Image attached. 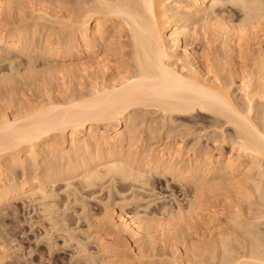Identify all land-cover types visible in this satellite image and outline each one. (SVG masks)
<instances>
[{"label": "bare ground", "instance_id": "bare-ground-1", "mask_svg": "<svg viewBox=\"0 0 264 264\" xmlns=\"http://www.w3.org/2000/svg\"><path fill=\"white\" fill-rule=\"evenodd\" d=\"M19 204L56 260L264 264V0H0V215Z\"/></svg>", "mask_w": 264, "mask_h": 264}, {"label": "rangeland", "instance_id": "rangeland-1", "mask_svg": "<svg viewBox=\"0 0 264 264\" xmlns=\"http://www.w3.org/2000/svg\"><path fill=\"white\" fill-rule=\"evenodd\" d=\"M201 41V40H200ZM203 116H205V115H203ZM203 118H205V117H203ZM203 120H205V119H203ZM201 125V124H200ZM198 128L197 130L198 131H200L199 129L200 128H202V129H204V127H199V124H198V126L196 125H193L192 126V130L194 129V128ZM196 129L194 130V131H192V133H194V134H192L191 135V133L190 134H188V138L186 139V140H188V141H190V140H192V139H194L196 136H198V134H196V132L197 133H199V134H201V133H203V134H205V129H204V131H200V132H198ZM203 134H201L202 136H203ZM190 135V136H189ZM192 137H194V138H192ZM204 137H205V135H204ZM204 137H202L201 139H204L203 141H205V138ZM200 139V140H201ZM202 141V140H201ZM202 141V142H203ZM162 142V141H161ZM159 143V142H158ZM159 144H161V143H159ZM228 146V147H227ZM225 150H230L229 149V145H225ZM170 180H173V179H170ZM171 184L173 185V187H175V190H178V193L180 194L181 192H180V189L181 188H179V184L178 185H175V184H177V182H175L174 180L171 182ZM179 189H178V188ZM130 191V190H129ZM105 192H106V190H105ZM104 192V193H105ZM127 192V191H126ZM131 192V191H130ZM125 194H128V192L127 193H125ZM104 195V194H103ZM131 195V196H130ZM129 198H128V200H126V206H127V208L126 209H131V207L130 206H132V204H135L134 202L132 203V199H130L131 197H132V194L131 193H129ZM115 197H117V195L115 196ZM114 197V198H115ZM118 197H119V195H118ZM117 197V198H118ZM182 197H184L183 195L180 197L181 199H182ZM117 198H115V199H113L111 202H113L114 200H115V202H118V201H120L121 202V198H118V200H116ZM129 200H131V202L129 201ZM77 201V200H76ZM105 201V200H104ZM103 201V202H104ZM127 201H129L128 203H132L131 205L130 204H128L127 205ZM75 202V201H74ZM92 202V201H91ZM92 203H94V202H92ZM78 203L76 202V204H73V203H71L70 205V207L71 208H73V207H75V209H77L78 207V209H80L81 207V202H80V204H78ZM74 205H76V206H74ZM130 205V206H129ZM22 204H19V206H18V212H16L17 214L15 215L14 214V217L12 216V215H10V216H6V217H3L4 216V214H2V215H0V239L2 238L3 239V241H1L0 242V244H4V245H6V246H4L3 247V249H1L0 250V253H1V251L5 254V256L6 257H8V256H11V257H9V258H7L6 259V264L8 263H10V262H12V261H14V263L12 262V264H16L15 262H17V263H19L18 261H17V259L19 260H21L20 262H21V264L22 263H24V262H26L27 264H51L52 262V264H74L75 263V261L77 260V257L76 256H73V257H75L76 258V260L74 259V260H72L70 257H72V255L71 254H69L70 252L69 251H66V250H63V251H65V252H67V254L66 253H64L63 251V253L62 252H60V251H58L59 252V258H60V260H59V258H57V260H58V262H56L57 260H56V258L54 259L51 255H52V252L50 253V252H48L49 250H48V246H46V245H48V244H46V242L44 241L43 242V239L41 240L40 239V237H36V235L37 234H35V232H34V230L33 229H37L38 230V228H37V224H35V225H33V227H31L30 225H31V223L32 222H34L35 221V219H37L36 218V216H37V212H36V210H35V212H34V210H33V208L31 207H28V206H23ZM92 206V205H91ZM95 206V205H94ZM125 206V207H126ZM30 208L29 209V211H28V208ZM96 207H98V206H95V208ZM128 207H130V208H128ZM132 207H134V206H132ZM72 210V209H71ZM73 210H74V208H73ZM9 211V210H8ZM24 211V212H23ZM31 211V212H30ZM70 211V210H69ZM29 212H30V214H29ZM34 212V213H33ZM71 212V211H70ZM6 214V213H5ZM29 214V215H28ZM36 215V216H35ZM78 215V213L76 214V216ZM17 216V217H16ZM31 216H32V218H31ZM8 217V218H7ZM16 217V218H15ZM74 217H75V214H74ZM26 218V219H25ZM29 220V221H28ZM73 220H75L74 222H73ZM72 221H70L71 223L73 222V223H76V224H73L74 226H72V227H74L75 228V232H79V233H81V231H77L76 229H77V227H79L80 226V228L82 229V231H83V229L86 227L87 228V223L85 222V221H82L83 223H86V225H84L81 221L80 222H78V221H76V217H75V219H73ZM2 221V222H1ZM32 221V222H31ZM79 224V226H78V224ZM3 226H2V225ZM10 225V226H9ZM77 225V226H76ZM84 225V226H83ZM36 226V227H35ZM4 227V228H3ZM16 227V228H15ZM31 227V228H30ZM84 227V228H83ZM1 228H2V230H1ZM6 228V229H5ZM18 228V229H17ZM73 228V229H74ZM85 228V229H86ZM79 229V228H78ZM92 229H94V228H92ZM91 229V230H92ZM5 230V231H4ZM87 230V229H86ZM90 230V231H91ZM93 231V230H92ZM1 232H2V234H1ZM28 234H27V233ZM88 232H89V230H88ZM26 233V234H25ZM5 234V235H4ZM8 234V235H7ZM82 234V233H81ZM3 235V236H2ZM20 235H22V236H20ZM80 235V234H79ZM83 235V234H82ZM8 236V237H7ZM84 236V235H83ZM4 237V238H3ZM15 237V240L13 239ZM23 237V238H22ZM43 237V236H42ZM41 237V238H42ZM6 238V239H5ZM8 238V239H7ZM44 238V237H43ZM18 239V240H17ZM39 239V241H37V244L38 245H36V241L35 240H38ZM5 240V241H4ZM7 241V242H6ZM15 241V242H14ZM132 241V240H131ZM6 242V243H5ZM14 242V244H12ZM93 240H90L89 241V243H91V244H93ZM18 243V244H17ZM41 243V244H40ZM12 244V245H11ZM31 244V245H30ZM91 244H89V247L90 248H92V247H94V245L92 246ZM94 244H95V242H94ZM11 246V247H9V246ZM23 247H22V246ZM45 245V246H44ZM92 247H91V246ZM2 246V245H1ZM8 246V247H7ZM15 246L17 247V248H15ZM19 246H20V248H19ZM96 246V245H95ZM22 247V248H21ZM34 249V251L32 250V248ZM45 247V248H44ZM2 248V247H1ZM9 248H10V250H12L11 252H10V250H9ZM96 248H97V246H96ZM18 249V250H17ZM27 249H28V251H27ZM30 249V250H29ZM38 249V250H37ZM9 250V251H8ZM20 250V251H19ZM37 250V251H36ZM92 250V249H91ZM93 250H95V248H93ZM92 250V251H93ZM5 251V252H4ZM17 251V252H16ZM95 251H97V250H95ZM15 252H16V254H15ZM19 252V253H18ZM32 252V253H31ZM34 252V253H33ZM10 255H9V254ZM38 253V254H37ZM2 254V253H1ZM3 254V255H4ZM12 254H15V260L12 258L13 257V255ZM30 256H29V255ZM43 254V255H42ZM49 254V255H48ZM60 254H63V256L61 255V257H60ZM70 256H69V255ZM18 255H20V256H18ZM45 255V256H44ZM24 256V257H23ZM29 256V257H28ZM49 256H51L52 258H53V260L51 259V257H49ZM20 257V258H19ZM41 257H42V259H43V261H42V259H41ZM17 258V259H16ZM28 258V259H27ZM47 258V259H46ZM49 258V259H48ZM11 261H10V260ZM13 259V260H12ZM24 259H25V261H24ZM27 259V260H26ZM46 260H47V262H46ZM49 260V261H48ZM54 260H56V261H54ZM69 260H72V263L71 262H69ZM7 261H10V262H7ZM73 261H74V263H73ZM62 262V263H61ZM77 262H79L78 260L76 261V263ZM25 263V264H26ZM75 263V264H76ZM11 264V263H10ZM79 264V263H78Z\"/></svg>", "mask_w": 264, "mask_h": 264}]
</instances>
